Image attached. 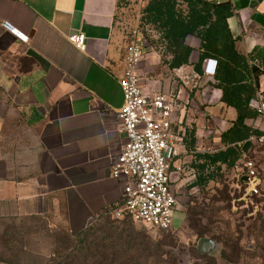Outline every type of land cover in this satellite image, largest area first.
I'll return each mask as SVG.
<instances>
[{
	"label": "crops",
	"instance_id": "obj_1",
	"mask_svg": "<svg viewBox=\"0 0 264 264\" xmlns=\"http://www.w3.org/2000/svg\"><path fill=\"white\" fill-rule=\"evenodd\" d=\"M119 1L0 0V207L6 214L45 217L61 210L76 234L92 217L100 222L111 216L120 202L124 180L112 176V164L126 141L117 116L124 104L119 80L132 40L116 27ZM231 1L228 25L237 50L248 55L264 48V0ZM4 20L28 34L29 42L5 30ZM75 33L86 35L84 50L69 40ZM143 38V89L181 90L172 125L182 138L171 161L177 193L196 183L205 159L200 153L207 152L203 135L213 130L206 122H232L237 111L221 101L214 76L204 75L206 61L201 73L195 69L198 36L187 37L193 50L179 67H171L163 46ZM193 72L203 79L191 89L182 77ZM259 82L264 91V75Z\"/></svg>",
	"mask_w": 264,
	"mask_h": 264
},
{
	"label": "rangeland",
	"instance_id": "obj_2",
	"mask_svg": "<svg viewBox=\"0 0 264 264\" xmlns=\"http://www.w3.org/2000/svg\"><path fill=\"white\" fill-rule=\"evenodd\" d=\"M119 4L118 30L131 40L140 36L149 44L160 45V34L143 19L147 0H120ZM154 33L159 37L155 38ZM248 124L253 130L261 131L258 116L248 120ZM230 126L231 122L224 118L207 121L205 127L213 130L203 135L207 152L200 155L219 150L220 135ZM250 141L252 145L233 166L209 165L201 158L196 183L176 193L174 224L170 230H160L130 218H107L90 225V230L76 237L68 230L61 210L59 214L49 212L45 217H36L6 214L0 207L3 240L0 238V258L5 259H0V264H46L53 258L58 260L54 251L77 254L74 247H78L82 238L87 242L101 239L115 228L129 233L130 222L136 239L143 243L139 247L134 245L129 254L141 264H264V143ZM248 158L256 159L262 179L261 193L254 196L246 195L245 185L240 181L243 163ZM204 237L217 240L214 251H199V240Z\"/></svg>",
	"mask_w": 264,
	"mask_h": 264
},
{
	"label": "trees",
	"instance_id": "obj_3",
	"mask_svg": "<svg viewBox=\"0 0 264 264\" xmlns=\"http://www.w3.org/2000/svg\"><path fill=\"white\" fill-rule=\"evenodd\" d=\"M234 11L231 0H147L143 10L145 22L153 25L160 34V46L172 56L171 67L189 62L193 50L187 43L190 35L201 39L200 59L195 65L197 71L201 73L200 65L207 59L217 60L213 86L222 91L221 101L236 109L237 117L221 133V148L211 154H204L209 165L219 163L233 166L252 145L249 137L261 134L260 130L251 128L248 120L257 117L252 102L260 92L259 77L264 75V48L256 47L248 55L237 50L236 38L228 25V18L233 16ZM107 218L113 217L104 219ZM128 227L129 233L115 228L101 239L90 242L78 239V247H74L77 254L54 251L55 256L58 254V260L53 258L46 264H141L140 260L130 257L129 251L134 245L139 247L143 242L136 239L131 222ZM83 231L73 236L79 237ZM213 240L217 243L216 239ZM227 246L235 248V245ZM236 246L239 248L238 244Z\"/></svg>",
	"mask_w": 264,
	"mask_h": 264
},
{
	"label": "built area",
	"instance_id": "obj_4",
	"mask_svg": "<svg viewBox=\"0 0 264 264\" xmlns=\"http://www.w3.org/2000/svg\"><path fill=\"white\" fill-rule=\"evenodd\" d=\"M2 26L20 42L28 43V34L20 31L10 21ZM69 40L84 50L86 35L75 33ZM147 44L143 37L135 36L127 45L126 66L119 83L124 93V104L118 112L120 129L126 136L125 144L112 164V176L123 178V194L120 202L111 210L113 218L128 217L160 230H170L174 224L177 196L173 189L171 161L176 146L182 138L173 132V114L181 90L147 93L138 74V66ZM217 60H206L204 75L214 76ZM203 76L193 72L183 75V84L199 88ZM253 107L261 122V134L251 135L249 140L264 143V91L258 93ZM240 181L245 185L246 195L261 193L262 179L259 164L254 158L243 163ZM181 170L178 168L177 171ZM97 223L92 217L88 226Z\"/></svg>",
	"mask_w": 264,
	"mask_h": 264
},
{
	"label": "water",
	"instance_id": "obj_5",
	"mask_svg": "<svg viewBox=\"0 0 264 264\" xmlns=\"http://www.w3.org/2000/svg\"><path fill=\"white\" fill-rule=\"evenodd\" d=\"M217 248V243L211 238H201L199 240L198 249L200 252H212Z\"/></svg>",
	"mask_w": 264,
	"mask_h": 264
}]
</instances>
